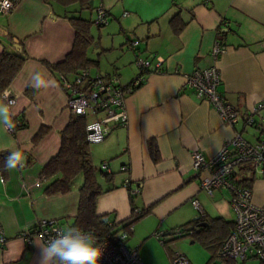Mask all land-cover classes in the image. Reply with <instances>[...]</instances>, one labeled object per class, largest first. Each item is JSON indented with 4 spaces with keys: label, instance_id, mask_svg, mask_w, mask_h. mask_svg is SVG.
Returning <instances> with one entry per match:
<instances>
[{
    "label": "crops",
    "instance_id": "obj_1",
    "mask_svg": "<svg viewBox=\"0 0 264 264\" xmlns=\"http://www.w3.org/2000/svg\"><path fill=\"white\" fill-rule=\"evenodd\" d=\"M99 4L107 11L108 21L94 47L109 57L101 66L100 57L87 55L97 61L90 67L96 70L94 74H116L120 83L128 84L138 74L136 56L153 54L162 62L159 69L145 72L142 84L126 97L127 123L90 145L94 166L101 169V163L107 161L109 172L102 170L111 175L109 181L99 180L103 188H111L97 197L96 212L119 228L133 207L142 211L132 222L126 241L136 248L142 264H170L173 249H180L190 264H208L217 258V247L206 248L191 235L176 238L171 232L214 218L233 225L231 192L222 189L212 196L206 194L199 178L207 172L197 174L190 155L198 149L207 158L213 157L235 133L249 142L259 136L256 127L245 126L244 117L249 106L264 101V47L260 45L264 0H93L89 6L79 7L95 11ZM74 5L79 3L16 0L9 12L0 14V26L22 41L27 55L6 88L16 99L9 106L12 120L22 119L25 126L13 127L9 133L0 124V151L19 150L24 156L23 167L0 170V232L4 236L0 264H39V246L45 244L39 238L26 243V233L43 218L73 226L77 213L81 174L69 192L52 195L43 192L46 181L40 179L43 166L58 153L60 131L72 116L66 92L44 61H61L71 50L75 30L67 17ZM174 15L178 29L170 23ZM126 34L139 40L135 50L126 48ZM217 38L227 46L217 62L222 78L218 90L237 109L233 126L224 123L211 104L196 98L194 90L185 85L186 74L212 64L210 49ZM7 44L0 33V52ZM37 72L48 82L39 90L31 86ZM0 102H4L1 97ZM40 129L44 132L38 136ZM150 142L158 149L157 160L151 156ZM138 187L139 192L131 195ZM251 191L254 203L264 207V174L255 175ZM193 199L204 212L203 218ZM221 220L215 234L219 241L232 227ZM156 231L167 243L162 245L155 238ZM187 237L188 244L183 240Z\"/></svg>",
    "mask_w": 264,
    "mask_h": 264
},
{
    "label": "built area",
    "instance_id": "obj_2",
    "mask_svg": "<svg viewBox=\"0 0 264 264\" xmlns=\"http://www.w3.org/2000/svg\"><path fill=\"white\" fill-rule=\"evenodd\" d=\"M15 2L16 0H0V14L9 12ZM126 14L127 12L123 15ZM107 21V11L102 4L97 5L93 22L97 26H102ZM138 43V39L129 34L125 35L126 48L135 50ZM260 45L264 47V40ZM226 49L223 40L217 38L210 49L212 64L206 68L194 69L186 74L184 79L185 85L194 90L196 98L211 104L222 121L233 126L238 120L237 109L226 101L218 90L222 78L217 62ZM161 62V58H154L153 54L147 57L136 56L134 65L138 74L128 84L120 83L116 74H93L89 69H81L74 74H59L58 81L67 95L68 110L74 115L88 117L91 113L95 116L85 126L86 140L90 145L103 141L113 128L127 123L126 97L142 84L144 73L159 69ZM5 91L6 89L0 93V97L5 103L10 102L9 106H11L16 99L11 95L5 97ZM16 123L20 124V121L17 120ZM244 124L257 128L259 136L254 142H249L240 133H235L213 157L207 158L198 149L193 150L190 155L194 171L197 174L201 170L207 172L199 178V186L206 194L212 196L215 191L222 189L231 192L230 205L235 213V220L232 230L218 250L217 258L220 264L231 261L243 262L249 257L264 261V207L254 203L251 189L238 182L237 171L244 164H249L256 174H264V101L247 108ZM6 130L12 133L13 127H6ZM101 169L109 172L107 161L101 163ZM122 169L126 170L127 167L123 166ZM39 181V179L36 181V185H39ZM128 184L129 181L125 180V185ZM138 192L139 187L130 194L134 195ZM192 203L199 211V216H203L204 212L198 201L193 199ZM141 214L140 209L133 207L130 217L124 223L125 227L116 228L101 237L84 230L94 236L96 246L103 253L99 264H142L136 248L129 247L126 243L132 230L131 220ZM106 222L112 224L107 219ZM67 228L58 220L43 218L35 223L24 239L26 243L31 244L32 238H39L47 244L58 232ZM171 233L174 236L184 234L181 228H175ZM154 236L164 244L161 232L156 231ZM3 242L4 236L0 232V243ZM170 264H190V261L180 249H173Z\"/></svg>",
    "mask_w": 264,
    "mask_h": 264
},
{
    "label": "trees",
    "instance_id": "obj_3",
    "mask_svg": "<svg viewBox=\"0 0 264 264\" xmlns=\"http://www.w3.org/2000/svg\"><path fill=\"white\" fill-rule=\"evenodd\" d=\"M64 1L69 3L77 2L80 7L82 4H87L89 6L90 2V0ZM67 18L75 30V38L71 50L61 61H44L45 66L57 78L59 74H74L81 69H89L97 63L96 60L90 59L87 56V48L92 43V36L89 33V25L92 21L78 16H69ZM177 20V15H174L170 19L171 25L176 29L180 28L175 25ZM2 27L6 31L3 35L6 37L8 44L3 45L0 52V93L9 86L27 58L22 41L9 33L5 26ZM15 43H17L20 48H15ZM19 121L20 124H17L16 120L13 121L14 128H23L25 126L22 119ZM87 122L88 120L86 116L72 114L66 127L60 131V149L58 153L51 157L43 166L40 179L46 181L43 192L46 195H52L69 192L72 189L74 179L77 175L81 174L83 176V181L79 187V201L77 213L73 219V226H79L81 229L90 231L95 236L101 237L105 233L111 232L117 228L116 224H108L104 221V219H107L106 216L99 215L96 212L97 197L102 192L111 188H103L99 180L100 178H103L109 181L111 175L102 169H97L92 162L90 144L86 140L85 126ZM43 132L44 129H40L38 136ZM149 148L152 158L157 160L159 158V153L156 145L150 142ZM9 153L10 151L8 150L0 151V170L2 171L5 170V160ZM237 171L239 173L238 182L241 183L242 186L251 189V184L256 175L254 169L249 164H244ZM201 218H203V216H201ZM136 219L137 218L131 220V223ZM219 220L221 219L214 218L212 220H205V222L208 223V226L201 228L198 233L194 230L187 231L188 226L179 227L184 232V234L180 236L191 235L206 248L213 246L217 247L219 250L223 240L234 226V222L232 225V222L221 220L222 224L229 226L232 225V227L227 235L219 241L215 236L218 232L216 225ZM196 224L197 221L193 222V225ZM125 226L126 224H123L121 227ZM180 236H176V238ZM165 243L167 242L164 240V244Z\"/></svg>",
    "mask_w": 264,
    "mask_h": 264
},
{
    "label": "clouds",
    "instance_id": "obj_4",
    "mask_svg": "<svg viewBox=\"0 0 264 264\" xmlns=\"http://www.w3.org/2000/svg\"><path fill=\"white\" fill-rule=\"evenodd\" d=\"M31 86L39 90L47 87L48 82L39 72L33 74ZM5 97L11 95L7 90ZM10 102H0V124L14 127L9 107ZM24 156L19 150L11 151L5 160V168L14 170L23 167ZM41 256L39 264H99L102 251L96 246L95 238L79 226H69L57 233L47 244L39 246Z\"/></svg>",
    "mask_w": 264,
    "mask_h": 264
},
{
    "label": "rangeland",
    "instance_id": "obj_5",
    "mask_svg": "<svg viewBox=\"0 0 264 264\" xmlns=\"http://www.w3.org/2000/svg\"><path fill=\"white\" fill-rule=\"evenodd\" d=\"M69 14L71 16H78V17H82L84 19H88L90 21H92L89 25V33L92 36V40L93 42L88 46L87 48V55L89 54V56L94 57V58H99L100 57V62H101V66L104 64H107V59L109 57V55L103 53L102 51L99 50V48L94 47V45L96 44V42L99 41V35H100V31L103 30L102 26H97L93 21L95 19V11H93L90 8H80L79 5H74L71 6L69 8ZM94 38V39H93ZM138 46V45H137ZM137 48V47H136ZM97 53H100V55H97ZM136 67V66H135ZM137 68V67H136ZM91 73H95L96 70L90 69ZM93 114L89 113L88 118H90ZM99 115V114H98ZM183 240H185V243H189L190 239L187 238H183ZM177 247V245H174L173 247ZM234 262V261H231ZM247 264H264V261H261L260 259L256 258V257H249L247 258L245 261H243ZM208 264H220V260L218 258H216L214 261L212 262H208ZM229 264V263H227Z\"/></svg>",
    "mask_w": 264,
    "mask_h": 264
},
{
    "label": "water",
    "instance_id": "obj_6",
    "mask_svg": "<svg viewBox=\"0 0 264 264\" xmlns=\"http://www.w3.org/2000/svg\"><path fill=\"white\" fill-rule=\"evenodd\" d=\"M90 3L92 4L93 0H90ZM5 32H6L5 29L2 26H0V33H5ZM14 47L20 48V46L17 43L14 44ZM104 221H106V219H104ZM206 226H208L207 222H198L196 225L189 226L187 228V231H193L194 230L196 233H198L201 228L206 227Z\"/></svg>",
    "mask_w": 264,
    "mask_h": 264
}]
</instances>
